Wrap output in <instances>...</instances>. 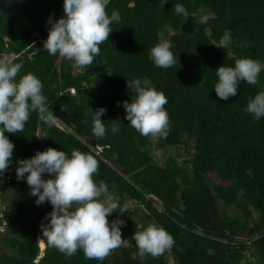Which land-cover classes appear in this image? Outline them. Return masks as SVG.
Returning <instances> with one entry per match:
<instances>
[{"label":"trees","instance_id":"trees-1","mask_svg":"<svg viewBox=\"0 0 264 264\" xmlns=\"http://www.w3.org/2000/svg\"><path fill=\"white\" fill-rule=\"evenodd\" d=\"M29 1L28 7L0 14V55L22 65L15 82L28 73L41 81L44 107L60 121L49 127L31 111L22 132H5L14 144L11 163L49 147L69 157L73 149L92 154L99 162L94 181H104L118 210L125 211H114L108 220L124 221L127 245L103 261L87 259L82 249L69 256L49 245L41 225L50 222L53 206L36 204L25 173L1 186V203L11 205L15 227L0 238L6 247L0 264H169V258L177 264H264V117L245 110L264 91V0H109L106 11L109 16L118 11L120 20L110 25L113 31L93 63L83 67L44 48L49 21L65 16L64 0ZM175 4L187 15L176 14ZM169 31L178 37L170 40L176 63L158 68L149 53ZM225 31L231 42L218 48ZM241 58L261 63L258 83L240 81L238 94L221 100L216 70L234 67ZM135 79L165 94L167 135L155 137L159 146H191L182 164L172 158L159 164L148 148L151 135H141L125 118L123 102L137 95L127 81ZM99 108L106 109L101 116L106 134L98 139L92 118ZM8 190L15 191L14 198L5 197ZM127 201L135 205L125 207ZM219 201L237 214L219 210ZM3 223L0 213V227ZM152 224L174 243L160 256L141 258L132 237ZM38 233L45 244L41 257Z\"/></svg>","mask_w":264,"mask_h":264},{"label":"clouds","instance_id":"clouds-1","mask_svg":"<svg viewBox=\"0 0 264 264\" xmlns=\"http://www.w3.org/2000/svg\"><path fill=\"white\" fill-rule=\"evenodd\" d=\"M108 2L64 0L65 16L58 21H49L52 26L44 41L47 52L50 55L59 53L61 57L73 61V67L91 65L94 57L100 54L99 45L108 40L113 31L110 25L120 20L118 11L113 10L109 16L106 11ZM173 9L176 14L187 15L181 4H175ZM207 19L205 16L200 22L206 23ZM230 42L231 34L225 31L215 46L224 49ZM170 49L171 42L168 40H161L151 48L150 59L156 67L167 69L174 66L176 58ZM13 60L11 55L0 58V125L3 126L0 129V174L10 166L14 150V144L5 132H22L31 111H37L39 119L49 127L60 121L53 111L44 107L45 97L41 93L43 85L33 73L15 82L22 65L13 63ZM261 71V63L251 58L237 59L234 67L220 66L216 70L218 82L214 86L217 96L225 101L236 96L240 81L256 85ZM127 84L137 93L130 103L123 102L127 112L125 118L130 121V125L143 136H166L169 117L164 108L167 104L165 94L155 88L141 87L138 79L127 81ZM245 110L257 119L264 117V91L250 99ZM105 111L104 108L93 111V134L98 139L106 134L101 119ZM111 130L113 133L118 132V125L114 123ZM18 164L17 179H24L25 173L29 174L27 183L31 187V195L38 197L36 204L49 201L53 206V211L48 214L50 222L41 225L49 245L69 256L75 254L77 249H82L87 259L103 261L124 243L120 227L124 221L117 219L110 225L108 220V216L120 209V205L108 195L104 181L99 184L94 181L99 162L92 154L73 149L69 157L64 151L49 147L45 151H37L31 159L19 160ZM43 173L54 174V178L43 179ZM101 195L106 196L105 201L99 199ZM118 211L125 212L122 209ZM132 238L141 258L146 253L160 256L174 243L173 237L155 224L142 232L136 231Z\"/></svg>","mask_w":264,"mask_h":264},{"label":"rangeland","instance_id":"rangeland-1","mask_svg":"<svg viewBox=\"0 0 264 264\" xmlns=\"http://www.w3.org/2000/svg\"><path fill=\"white\" fill-rule=\"evenodd\" d=\"M161 37L163 40H169V41L173 40V39H178V37L175 36L174 33L171 31H169L167 33H162ZM148 148L150 149L152 155L155 157L157 162L161 165L166 163V161L169 158H172L176 162H178L179 164H182L183 161H185L186 159L189 158V154L191 153V146H189L188 148H185L183 146H178V147L177 146H168L165 144L162 146H159L157 143L156 137L152 136V135L150 137V143L148 145ZM42 178L43 179H49V178H53V176H52V174H49V173H43ZM214 182H219V179L214 177ZM25 183L27 184V186H29L27 183V179L25 180ZM13 191L12 190L6 191L5 197L14 198L15 197V193H14L15 191L14 192ZM108 195H109V193H108ZM99 199L101 201H105L106 196L101 195V197ZM133 205H135V203L133 201H127V203L125 204V207H131ZM10 207H11V205L9 203L2 204L0 202V213L3 214L4 216L6 215V220H5L6 222L4 223L3 228L0 229V238L4 234L11 233L12 228L15 227V222H13L12 214L8 211L10 209ZM218 209L224 210L229 215L237 214L236 210L233 207H224L221 201H219ZM253 218L254 219L257 218V213L253 212ZM242 234L244 236H248L249 232L245 231ZM38 241H39L40 248H41V253H40L41 254L40 257H41L42 253L44 251V248H45V244L43 242V239H42L40 233H38ZM125 245H127V242L124 240V243L121 246H125ZM3 250H6V247L4 246V244L0 240V252ZM168 262H169V264H177L173 258H169Z\"/></svg>","mask_w":264,"mask_h":264},{"label":"built area","instance_id":"built-area-1","mask_svg":"<svg viewBox=\"0 0 264 264\" xmlns=\"http://www.w3.org/2000/svg\"><path fill=\"white\" fill-rule=\"evenodd\" d=\"M4 56L5 55H0V58H3ZM21 159H31V157L27 156V157L19 158L18 160L11 163L8 169L3 174H0V194H1V186L8 184L12 179L17 177L16 169L17 167H19L18 161ZM0 202H1V199H0ZM5 220H6V216H4V223L6 222ZM1 228H3V226H1L0 229Z\"/></svg>","mask_w":264,"mask_h":264},{"label":"water","instance_id":"water-1","mask_svg":"<svg viewBox=\"0 0 264 264\" xmlns=\"http://www.w3.org/2000/svg\"><path fill=\"white\" fill-rule=\"evenodd\" d=\"M30 5L29 0H0V14H10L17 9Z\"/></svg>","mask_w":264,"mask_h":264},{"label":"flooded vegetation","instance_id":"flooded-vegetation-1","mask_svg":"<svg viewBox=\"0 0 264 264\" xmlns=\"http://www.w3.org/2000/svg\"><path fill=\"white\" fill-rule=\"evenodd\" d=\"M43 255V254H42ZM38 258H40V257H38Z\"/></svg>","mask_w":264,"mask_h":264}]
</instances>
